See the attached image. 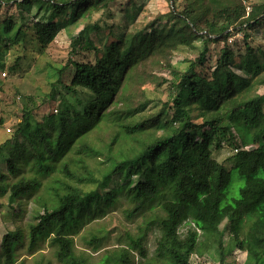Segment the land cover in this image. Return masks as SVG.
I'll return each instance as SVG.
<instances>
[{"label": "trees", "instance_id": "trees-1", "mask_svg": "<svg viewBox=\"0 0 264 264\" xmlns=\"http://www.w3.org/2000/svg\"><path fill=\"white\" fill-rule=\"evenodd\" d=\"M3 1L48 12L33 25L37 43L47 47L67 26L92 13L107 12L115 0ZM187 1L173 17L179 24L158 29L154 21L133 32L118 26L94 63L70 60L66 67L54 69L56 83L73 93L74 104L62 97L55 114L41 123H31L32 110L24 107L15 132L21 139L18 147L6 152L0 145V163L5 162L11 174L21 172L18 156H25L27 145L21 159L31 175L7 185L0 174V196L8 193L14 202L45 187L49 205L34 216L27 236L33 246L52 234L51 246L60 264H86L75 253L69 232L92 214H103L118 197L132 205L125 210L127 219L151 211L147 227L157 228L160 236L151 257L144 239L130 237L127 249L106 254L101 264H134L132 250L140 264H191L199 239L211 241L225 221L235 248L246 253L243 264H264V93L246 96L251 85H264V51L245 43L247 51L237 62L234 51L225 46L209 77L196 71L207 60L209 44L226 42L230 29L260 25L264 5L247 11L243 0ZM12 19L0 23V49L7 46L6 40L18 43L25 36ZM90 31L102 34L99 26H86L72 42V55L84 47L100 52L88 38ZM196 40L203 42V50L185 73L172 70L165 109L147 114L148 103L136 102L131 93L136 66L160 53L191 47ZM81 42L84 45L78 47ZM69 66L73 76L65 85L59 77ZM77 89L89 95L82 97ZM52 90V99L60 95L55 85ZM231 128L240 136L239 146ZM102 129L110 133L109 140L98 149L89 136ZM226 136L235 150L229 169L238 171L242 183L234 184L239 197L231 203L225 202L230 170L213 158ZM42 177L52 182L45 183ZM181 226H188L183 234ZM21 240L20 232L6 234L1 244L5 264L15 263L14 250ZM219 247L218 264H226Z\"/></svg>", "mask_w": 264, "mask_h": 264}, {"label": "rangeland", "instance_id": "rangeland-1", "mask_svg": "<svg viewBox=\"0 0 264 264\" xmlns=\"http://www.w3.org/2000/svg\"><path fill=\"white\" fill-rule=\"evenodd\" d=\"M243 3L246 10L250 11L252 6H263L264 0H243ZM187 4V0H115L110 4L107 12L106 10L100 11L80 18L75 24L62 30L47 47H42L35 39L33 25L48 12L39 10L36 6L19 8L14 1L1 2L0 23L12 16V20L17 25H21L25 36L18 43L6 40L7 46L2 45L0 49V145H3L6 152H12L16 146L18 147L21 139H17L15 132L22 121L24 107L32 110L31 123H41L55 114L62 97L74 104L73 93L56 83L58 77L54 69L66 67L70 60L94 63L95 59L102 54L103 44L112 40L109 35L110 31L114 29L118 32V26L127 27L128 31L133 32L148 27L154 21H157L155 28L158 29H168L174 24H179V21L173 17L182 12ZM88 25H97L102 31L101 35L96 31H90L88 37L100 52L97 53L92 47H84L83 50L72 55L73 40ZM236 30L238 31L230 29L226 42L209 44L207 60L196 69L198 74L205 78L209 77L211 69L215 66L225 46L234 51L237 62L247 51L245 43H248L253 50L264 51V20L253 29L248 30L243 26ZM83 45L84 43L81 42L78 47ZM203 46L201 40H196L191 47L182 46L174 51L160 53L136 66L130 79V82L132 81L131 93L136 96V102L148 103L147 114L165 109L163 104L167 101L171 91L172 70L185 73L190 64L197 60ZM16 63L15 69L11 70ZM73 71V67L69 66L59 80L69 85ZM53 85L60 93L54 99L49 96L53 92ZM77 92L82 97L89 95L83 89H77ZM263 93L264 85L256 83L246 91V96L252 98ZM201 121V119L196 120L197 123ZM231 132L234 134L235 144L239 146L240 136L232 128ZM109 134L107 130H95L90 134L89 141L98 149H102L109 140ZM24 148L23 153L26 156V144ZM233 154L235 150L226 136L222 139L220 149L213 151V158L229 169L232 166ZM25 156H18L22 170L16 174L8 172L5 162L0 163V174L6 176L1 183L11 185L20 177L31 175V170L23 165L21 159ZM229 170L231 183L226 189V203H231L233 198L239 197L237 186L242 184L238 171ZM41 179L43 182H52L51 178L42 177ZM237 182L239 184L233 189ZM8 195L6 193L0 196V264H5L4 257L1 256L2 241L6 234L14 232H20L22 235L21 242L14 250V264H60L55 258V248L51 246L52 234L47 238L39 239L33 246L27 236L28 226L33 222L34 216L42 214L49 205V196L45 187L41 186L30 195H25L14 202L9 201ZM129 207H132L131 203L123 197H118L116 202L104 208L103 214H92L76 228L70 230L69 236L73 239L75 253L83 257L86 264H101L106 254L120 248L127 249L130 237L136 240L140 237L144 239L142 242L144 247L148 250L149 256H153L160 232L153 226L147 227L151 211H144L127 219L125 210ZM227 224L226 221L221 224L220 232L211 241H206L202 237L199 239L198 252L191 256V264H218L220 245L225 253L226 264L244 263L246 253L235 248L232 233ZM187 228L188 226H181L180 234H183ZM130 254L133 263L140 264L141 258L138 253L132 250Z\"/></svg>", "mask_w": 264, "mask_h": 264}]
</instances>
